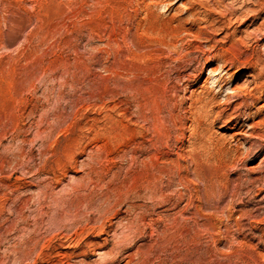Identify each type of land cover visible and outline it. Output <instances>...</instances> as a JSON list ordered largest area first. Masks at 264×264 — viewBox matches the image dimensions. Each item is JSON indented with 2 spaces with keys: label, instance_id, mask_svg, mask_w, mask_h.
<instances>
[{
  "label": "rangeland",
  "instance_id": "rangeland-1",
  "mask_svg": "<svg viewBox=\"0 0 264 264\" xmlns=\"http://www.w3.org/2000/svg\"><path fill=\"white\" fill-rule=\"evenodd\" d=\"M205 3L0 0V264H264V26Z\"/></svg>",
  "mask_w": 264,
  "mask_h": 264
},
{
  "label": "bare ground",
  "instance_id": "bare-ground-1",
  "mask_svg": "<svg viewBox=\"0 0 264 264\" xmlns=\"http://www.w3.org/2000/svg\"><path fill=\"white\" fill-rule=\"evenodd\" d=\"M217 1L219 0H206V3L205 4H201V6L203 7H217V13L218 16L216 19H212V16H211V12L209 11L208 14L204 15V19H205V23L208 24V26L210 28H214L215 31L217 32H224L226 30V27L227 26H232L234 25L235 23L237 24L239 21H243L244 23L247 24V22L251 19V18H255V20H262L261 22V25L259 28L256 29V31H259L261 27L264 26V17L262 18L261 15L264 13V0H243V1H240V7L237 8V9H234L232 7H226V6H222L223 4H219L220 2L216 3ZM242 2V3H241ZM212 3V4H211ZM217 4V5H216ZM219 5V6H218ZM225 5V4H224ZM223 7V8H221ZM204 9V8H203ZM205 10V9H204ZM215 10V8H214ZM216 11V10H215ZM205 12V11H204ZM213 14V13H212ZM243 23V24H244ZM228 28V27H227ZM234 28V27H233ZM207 29V28H206ZM209 31V30H208ZM215 33V32H214ZM254 33V31L252 32ZM247 34V33H246ZM249 34V32H248ZM246 36V38H248L250 35ZM256 34V33H254ZM214 35V34H213ZM259 36V35H258ZM245 38V37H244ZM213 39V38H212ZM250 39V38H248ZM242 40V39H241ZM244 41V42H243ZM240 43H245V39L242 40V42ZM247 45V41L245 43ZM244 44V46H245ZM242 45V44H241ZM214 47V46H213ZM237 47V46H236ZM250 49V48H248ZM218 50V49H217ZM229 54V53H228ZM219 55V54H218ZM234 56V55H233ZM217 61V60H215ZM214 63V62H213ZM220 64V63H219ZM258 64V63H257ZM224 67V66H223ZM216 68V67H215ZM220 68V67H218ZM218 68L215 70V72L218 70ZM227 72V71H226ZM254 75V74H252ZM251 75V76H252ZM264 78V73H260L257 77H254V80H251V82H245L243 83L244 86H241V87H237V88H234L231 91V96L232 97H238L240 93H245L247 92L248 93V89L251 87V85L254 84V86L256 88H259L260 86H263V83L259 82V80H262ZM264 82V80H263ZM253 88V87H252ZM251 88V89H252ZM252 92V90H251ZM255 92V91H254ZM258 92V90H257ZM243 93V94H244ZM246 94V93H245ZM248 94H251L250 92ZM253 94V93H252ZM251 94V95H252ZM228 96V95H227ZM229 96V98L231 97ZM241 96V95H240ZM231 97V98H232ZM250 97V96H249ZM263 99V98H262ZM203 100V99H202ZM233 100V99H232ZM205 101V99H204ZM236 101V100H235ZM234 102V101H233ZM236 104V103H235ZM233 104V105H235ZM240 105V104H238ZM227 107H231L232 106V101L229 102L228 104H226ZM203 107V106H202ZM225 108L222 110L223 114L225 113V111H227L228 108ZM233 107V106H232ZM202 112V111H201ZM211 112V111H210ZM211 114V113H210ZM214 114V113H213ZM211 116V115H209ZM215 116V115H214ZM221 117L223 116H218L214 122H219L221 120ZM207 120V119H206ZM198 124V122H197ZM259 136V135H258ZM220 150V149H219ZM222 154V153H221ZM218 162V161H217ZM224 166V165H223ZM216 170V169H215ZM217 177V176H216ZM15 250V249H14ZM17 251V250H16ZM30 253V252H29ZM31 255V254H30ZM25 256V255H24ZM29 260V259H28ZM18 264V263H17Z\"/></svg>",
  "mask_w": 264,
  "mask_h": 264
}]
</instances>
